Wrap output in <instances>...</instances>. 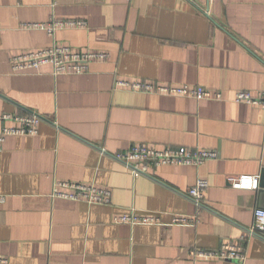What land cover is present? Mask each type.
Returning <instances> with one entry per match:
<instances>
[{"label":"crops","instance_id":"0c3cea01","mask_svg":"<svg viewBox=\"0 0 264 264\" xmlns=\"http://www.w3.org/2000/svg\"><path fill=\"white\" fill-rule=\"evenodd\" d=\"M79 20L59 44L108 54L84 75L54 77L50 65L12 72L14 55L51 47L26 23ZM202 86L226 101L153 95L116 81ZM264 91V0H0V116L37 114L36 136H10L0 153V257L10 264H264V235L247 260L194 261V249L236 241L264 210V192L230 179L264 175V109L231 102ZM16 126L15 123H11ZM201 148L218 158L169 165L135 178L115 155L135 145ZM208 181L200 212L188 195ZM55 181L111 191V205L52 199ZM262 191V192H261ZM196 216V226L119 224L115 216Z\"/></svg>","mask_w":264,"mask_h":264},{"label":"built area","instance_id":"2783aa9c","mask_svg":"<svg viewBox=\"0 0 264 264\" xmlns=\"http://www.w3.org/2000/svg\"><path fill=\"white\" fill-rule=\"evenodd\" d=\"M87 23L79 20H58L55 17L47 23H26L27 30H43L53 38L51 47L41 50H31L16 54L11 59L12 72L25 74L39 71L42 67L50 65L52 75H84L89 73L91 64L107 61L108 54L95 51H78L72 47L59 44L55 39L60 30L86 29ZM116 88H124L131 92L168 95L178 97H190L196 101H226L222 91L208 89L202 86L181 87L162 86L148 81H116ZM231 102L260 106L264 109V91L253 93L247 90H239L234 94ZM43 119L37 114L17 115L4 113L0 116V153L4 149V143L10 136H36L39 133V125ZM15 123L16 126H12ZM135 178L149 174L151 169L178 165L200 167L209 160L217 159L218 152L201 148L190 149L187 147H164L158 149L148 145H135L131 149L115 155ZM231 186L237 190L257 191L260 188V177L242 175L230 179ZM209 188L207 180L198 178L196 183L188 190V195L193 200L198 212L203 208L205 194ZM52 199L61 198L70 201L83 202L89 205H111V191L93 185L77 182L55 181L51 195ZM1 197L0 202H4ZM114 222L119 224L159 225V226H196L200 222L196 216H173L172 222L165 224L157 214L139 215L132 210L128 214L115 216ZM257 234L264 235V210L256 209L254 223L245 235L236 241L224 243L215 250L194 249L190 255L194 261H236L245 263L247 260V244L250 238ZM0 264H10L9 260L0 257Z\"/></svg>","mask_w":264,"mask_h":264},{"label":"water","instance_id":"95a60500","mask_svg":"<svg viewBox=\"0 0 264 264\" xmlns=\"http://www.w3.org/2000/svg\"><path fill=\"white\" fill-rule=\"evenodd\" d=\"M260 185H261V188L264 189V175H263V177H261ZM262 191L264 192V190H262Z\"/></svg>","mask_w":264,"mask_h":264}]
</instances>
